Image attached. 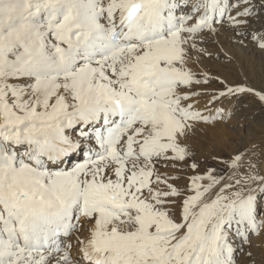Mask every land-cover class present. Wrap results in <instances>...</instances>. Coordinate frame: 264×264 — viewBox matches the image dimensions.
Segmentation results:
<instances>
[{
	"label": "snow or ice",
	"instance_id": "1",
	"mask_svg": "<svg viewBox=\"0 0 264 264\" xmlns=\"http://www.w3.org/2000/svg\"><path fill=\"white\" fill-rule=\"evenodd\" d=\"M249 43L264 0H0V264H264V148L198 159Z\"/></svg>",
	"mask_w": 264,
	"mask_h": 264
},
{
	"label": "rangeland",
	"instance_id": "2",
	"mask_svg": "<svg viewBox=\"0 0 264 264\" xmlns=\"http://www.w3.org/2000/svg\"><path fill=\"white\" fill-rule=\"evenodd\" d=\"M210 46L215 47V45ZM251 49V46L248 49H244L242 61H234L227 67L218 61H206L203 67H206L213 74L226 77L229 84H243L256 89L258 92L264 93V55L259 53L256 48ZM194 70L200 71L201 68L194 66ZM213 87L221 86L213 85ZM228 107L232 108L233 106L229 104ZM237 108L238 111H236ZM232 110L235 116L241 112L245 114L243 122L240 121L241 119H237L238 116H233V120L231 119L228 125H224L223 133L215 140L200 141L198 143V159L201 158V161L205 157H209V154L213 151L227 157L232 151L242 150L252 143H256L260 147L264 143V102L260 101L255 95L243 94L235 102ZM241 124L245 125V127H240ZM208 163H211L210 158ZM189 174H191L190 170ZM186 182V180L184 182L182 181V183Z\"/></svg>",
	"mask_w": 264,
	"mask_h": 264
},
{
	"label": "bare ground",
	"instance_id": "3",
	"mask_svg": "<svg viewBox=\"0 0 264 264\" xmlns=\"http://www.w3.org/2000/svg\"><path fill=\"white\" fill-rule=\"evenodd\" d=\"M249 46H251V48L253 49V48H256L255 47V45L253 44V43H249ZM251 49V50H252ZM254 51V50H253ZM251 52V51H250ZM254 53H255V51H254ZM238 64V63H237ZM252 64V63H251ZM198 68V67H197ZM246 79V78H245ZM233 108V107H232ZM241 110V109H240ZM236 111H238V108H237V110ZM240 112V111H239ZM245 113V112H244ZM235 116V115H234ZM236 116H238L237 117V119H241L240 121L241 122H243V120H244V116H245V114H243L242 112L241 113H237L236 114ZM235 116V117H236ZM233 120V119H232ZM236 120V119H235ZM230 122V121H229ZM220 127V126H219ZM224 125H222V128H220L221 129V131H220V134L219 135H221L222 133H223V131H224ZM262 146H261V148H264V143L263 144H261ZM199 153V152H198ZM200 157H203V156H200ZM199 158V157H198ZM201 159V158H200ZM261 167L262 168H264V165H261ZM184 182V181H183ZM80 235H82V236H85V235H87V233L86 232H82ZM72 243V245H73V253H75L76 252V250H77V248H78V244H77V234H73L71 237H69V238H67L66 240H65V243ZM254 251L257 253V257L259 258V254H260V249H254ZM239 260H240V264H244V261H245V258L243 257V255H241L240 257H239Z\"/></svg>",
	"mask_w": 264,
	"mask_h": 264
}]
</instances>
